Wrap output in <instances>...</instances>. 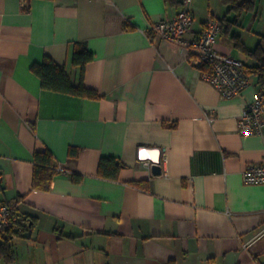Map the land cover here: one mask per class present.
I'll use <instances>...</instances> for the list:
<instances>
[{
	"label": "crops",
	"instance_id": "crops-1",
	"mask_svg": "<svg viewBox=\"0 0 264 264\" xmlns=\"http://www.w3.org/2000/svg\"><path fill=\"white\" fill-rule=\"evenodd\" d=\"M191 3L187 38L228 12L221 0ZM181 9L0 0V203L18 199L31 222L0 264H264V184L244 180L264 157V127L243 134L238 125L260 93L257 77L248 71L242 96L225 99L188 47L148 34ZM235 17L227 14L217 49L255 65L233 34L264 46V0ZM74 42L94 53L84 71L72 62ZM46 56L100 98L45 89L32 65ZM46 149L58 169L48 191L33 188L34 154ZM159 151L167 161L154 174ZM103 157L124 165L117 179L100 176Z\"/></svg>",
	"mask_w": 264,
	"mask_h": 264
},
{
	"label": "built area",
	"instance_id": "built-area-1",
	"mask_svg": "<svg viewBox=\"0 0 264 264\" xmlns=\"http://www.w3.org/2000/svg\"><path fill=\"white\" fill-rule=\"evenodd\" d=\"M194 22L191 0H184L182 9L175 16L155 22L149 29L165 41L188 47L198 67L204 66L202 78L212 83L225 99L242 96L251 85L250 75L244 62L217 49L218 36L222 31L219 18L210 16L194 37L187 38L194 30ZM238 125L243 134L261 133L264 127V92L246 103ZM161 161H167L166 153ZM244 180L249 184H264V157L259 163H251L246 167ZM29 225L18 199L0 203L1 237L22 232Z\"/></svg>",
	"mask_w": 264,
	"mask_h": 264
},
{
	"label": "trees",
	"instance_id": "trees-1",
	"mask_svg": "<svg viewBox=\"0 0 264 264\" xmlns=\"http://www.w3.org/2000/svg\"><path fill=\"white\" fill-rule=\"evenodd\" d=\"M221 1L222 3L228 6L227 14L231 12L236 13V17L234 19L235 22H237L239 16L242 13L253 11L256 8V0ZM165 2L171 7L180 9L181 7H183L184 0H165ZM227 14L220 21L222 23V26L223 22L227 19ZM227 27H230V23L227 24ZM147 32L148 34L154 33V31H152L151 29H148ZM233 37L236 40V47L248 54L249 56L253 57L257 61L255 65L246 66V68L248 71L255 74V76L257 77L259 90L260 92H264L263 44L260 42L255 49H249L246 47L244 41L242 40L239 34L234 33ZM71 56L73 64L79 66L82 71H84L86 65L94 59V53L90 51L88 47L84 45V43L81 42H74L72 44ZM200 69H204V66H200ZM32 70L40 77L42 86L45 89L90 98H100V94L96 90L86 87L83 83H74L67 70L58 65L49 56H46L42 63H34L32 65ZM72 153H76V149H73ZM55 162V156L49 149H46L45 151H37L34 154V189L44 191H48L51 189L54 177L58 173V169L55 165ZM123 166L124 165L122 164V162L115 157H103L99 165V174L104 178L117 179L119 176V171ZM72 177L73 180L76 182H80L82 180L81 174L74 173ZM25 218L27 219V217ZM29 227H31V222L28 227H25L23 229V231ZM22 232H18L16 234L10 233L2 237L3 241L0 243V258H4L6 261H12L14 259L15 253L12 244L10 243V240L12 236L18 235Z\"/></svg>",
	"mask_w": 264,
	"mask_h": 264
},
{
	"label": "water",
	"instance_id": "water-1",
	"mask_svg": "<svg viewBox=\"0 0 264 264\" xmlns=\"http://www.w3.org/2000/svg\"><path fill=\"white\" fill-rule=\"evenodd\" d=\"M154 164H153V172L154 174H161L162 173V166L161 163V151H159V155L155 158H153Z\"/></svg>",
	"mask_w": 264,
	"mask_h": 264
},
{
	"label": "bare ground",
	"instance_id": "bare-ground-1",
	"mask_svg": "<svg viewBox=\"0 0 264 264\" xmlns=\"http://www.w3.org/2000/svg\"><path fill=\"white\" fill-rule=\"evenodd\" d=\"M159 155V152H158V154H157V156Z\"/></svg>",
	"mask_w": 264,
	"mask_h": 264
}]
</instances>
